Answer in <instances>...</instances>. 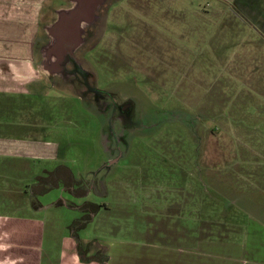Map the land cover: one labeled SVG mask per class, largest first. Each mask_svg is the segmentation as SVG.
<instances>
[{
	"label": "rangeland",
	"instance_id": "rangeland-1",
	"mask_svg": "<svg viewBox=\"0 0 264 264\" xmlns=\"http://www.w3.org/2000/svg\"><path fill=\"white\" fill-rule=\"evenodd\" d=\"M66 3H46V15ZM104 11L96 42L81 56L100 89L114 92L115 105L138 107V123L122 150L112 148L107 124L87 105L58 80V87L42 82L49 98L23 111L22 125L40 139L70 143L57 160L35 162L34 175L11 174L9 186L20 192L17 184L27 181L26 199L53 207L43 218L72 223L83 218L76 207L85 202L114 207L111 216L125 198L138 213L148 202L183 199L180 187L189 182L208 187L205 200H224L221 184L247 186L250 197L258 196L264 187V34L258 28L264 0H116ZM127 186L134 190L123 191ZM111 220L120 226L115 215ZM98 224L89 223L86 233Z\"/></svg>",
	"mask_w": 264,
	"mask_h": 264
},
{
	"label": "crops",
	"instance_id": "crops-1",
	"mask_svg": "<svg viewBox=\"0 0 264 264\" xmlns=\"http://www.w3.org/2000/svg\"><path fill=\"white\" fill-rule=\"evenodd\" d=\"M51 1L0 0V264H100L81 261L71 221L43 218L42 211L53 207H44L35 196L33 203L26 199L27 181L17 184L20 192L8 182L14 173L34 175L35 162L57 160L70 143L40 139L21 121L23 111L47 102L46 84L56 86L38 65L40 31L51 18L45 5ZM258 28L264 34V25ZM200 187L186 183L180 187L183 199L148 202L138 213V206L120 200L112 215L126 226L128 237L123 239L118 234L121 224L115 227L112 215L107 216L114 207L105 204L90 222L97 221V229L86 233L87 226L78 233L83 252L92 257L103 248L107 264H264V187L258 186L259 198L250 197L247 186L221 184L217 188L225 195L220 201L203 199L204 192L210 193ZM91 242L102 247H87Z\"/></svg>",
	"mask_w": 264,
	"mask_h": 264
},
{
	"label": "flooded vegetation",
	"instance_id": "flooded-vegetation-1",
	"mask_svg": "<svg viewBox=\"0 0 264 264\" xmlns=\"http://www.w3.org/2000/svg\"><path fill=\"white\" fill-rule=\"evenodd\" d=\"M65 1L67 2L66 5H63V7L59 9H54L53 16H51L49 23L47 22V24L42 27L41 44L38 48V59H41V62L43 57L41 50L50 42L45 28L56 22L57 11L71 7L68 0ZM114 2H116V0H104V3L97 11L96 21L84 31L82 36L83 44L75 52L76 60L72 59V61L68 63L62 76L56 75L52 77V83L56 84L58 87L57 80L61 82L60 85H65V88H68L71 93L77 96L84 105H87L103 123H106L109 130V132H107L109 135L108 140L111 142L112 148L116 147V149L122 150L120 144H126L124 139L125 136L128 135L131 128L136 126L138 123L137 120L140 119L139 109L132 101L125 102L123 106L115 105L113 100L114 95L112 94L114 92L100 89L97 84L96 76L87 69L81 56L87 48L92 47L93 43L96 42V38L99 35L98 32L107 16L104 10L106 7L114 4ZM239 8H241V10ZM237 9L240 10L242 14L245 10L242 5H239ZM108 148L110 150L111 147L108 146ZM112 159H114V157Z\"/></svg>",
	"mask_w": 264,
	"mask_h": 264
},
{
	"label": "water",
	"instance_id": "water-1",
	"mask_svg": "<svg viewBox=\"0 0 264 264\" xmlns=\"http://www.w3.org/2000/svg\"><path fill=\"white\" fill-rule=\"evenodd\" d=\"M70 8L57 11L56 22L46 27L50 42L42 48L40 71L49 79L63 72L83 44L85 29L97 19L104 0H68Z\"/></svg>",
	"mask_w": 264,
	"mask_h": 264
},
{
	"label": "trees",
	"instance_id": "trees-1",
	"mask_svg": "<svg viewBox=\"0 0 264 264\" xmlns=\"http://www.w3.org/2000/svg\"><path fill=\"white\" fill-rule=\"evenodd\" d=\"M74 195L78 198H83L85 197V193H80V192H75ZM63 201H61L59 203V205L62 204ZM77 209L79 208V210L84 213V217L80 220H75L71 226H70V230H71V234L72 237L75 239L76 243H77V247H78V252L80 253V259L82 262L85 263H91L94 261L99 262L100 264H107L108 262V256L106 255V251L105 249L103 250L102 248V252L96 256H92V257H87L85 255V253L83 252V246L84 244L82 243V241L80 240V238L78 237V233L84 229L93 219V216L96 215L101 208H103L102 206H98L96 204H92V203H85L82 206L76 207ZM93 244H96L99 247H102L99 242H91L90 244H87V247H92ZM105 251V252H104Z\"/></svg>",
	"mask_w": 264,
	"mask_h": 264
}]
</instances>
